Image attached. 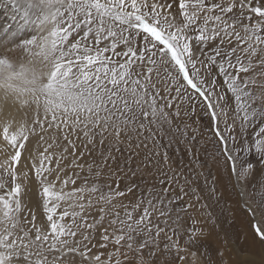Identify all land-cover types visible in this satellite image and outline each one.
Segmentation results:
<instances>
[{
  "label": "snow or ice",
  "instance_id": "snow-or-ice-1",
  "mask_svg": "<svg viewBox=\"0 0 264 264\" xmlns=\"http://www.w3.org/2000/svg\"><path fill=\"white\" fill-rule=\"evenodd\" d=\"M5 4L15 14L0 30V93L12 102L0 121V264H199L173 238L180 214L233 193L245 237L264 253V181L258 195L246 183L250 157L264 161V0ZM198 115L233 193L211 173L192 188L160 150L164 136L183 141L205 167L198 121L188 123ZM96 152L89 181L76 170ZM186 235L196 245L204 232Z\"/></svg>",
  "mask_w": 264,
  "mask_h": 264
},
{
  "label": "rangeland",
  "instance_id": "rangeland-1",
  "mask_svg": "<svg viewBox=\"0 0 264 264\" xmlns=\"http://www.w3.org/2000/svg\"><path fill=\"white\" fill-rule=\"evenodd\" d=\"M0 7V13L2 12ZM4 19V18H3ZM8 22L4 19V24H9L11 18H7ZM30 33V32H28ZM198 113L200 109L197 110ZM193 120H197L198 123L194 124V128H198L197 136L203 137L200 144L196 146L197 158L201 163L205 164L203 168H195L193 165L194 157L191 152L187 151L185 143L181 141L180 143L173 142L171 146L168 145L169 136H164L162 147L160 150H167L171 157V166L173 170L178 173H183L189 178V182L192 188H203L204 181L209 177L211 173V178L219 179V189L221 192L227 188V191L233 193V188L229 182L228 171L220 166L219 168L215 165V162L209 155L213 150L211 144V133L207 127V117H193L188 120V123H192ZM82 138V137H81ZM208 152H205L201 145L205 142ZM72 157L69 156L68 160ZM100 159L99 152L94 155L85 154L83 160L80 162L84 165V170L76 171L80 173V176L86 180L96 179L94 176H89L87 174V165L95 164ZM252 163L255 165L254 176L246 181L248 183V191L252 195H258L260 191V184L264 181V161H260L259 157H250ZM67 165V161L62 162ZM66 171L71 174L72 167L69 165ZM197 171L203 172V175H197ZM115 177L101 176L97 182L104 183L107 181L111 183ZM135 179L139 180V177ZM151 180V177L148 178ZM80 181H77L79 184ZM211 183V179H209ZM124 181H121V187H123ZM239 187V185H237ZM205 190V195H206ZM140 193L129 194L126 198L128 201L135 200L138 198ZM31 199L34 201L35 194L30 193ZM237 197L233 193L231 199L221 200L217 203L215 200L204 199L200 204L197 205L198 211H190L188 216L181 213V224L177 228L176 235L174 239H179L182 247H187L189 253H195L196 258L199 260V264H208L209 260L213 261V264H218L219 260L222 258L224 264H240L241 261H255L259 262L264 258V253H262L260 246L255 244L249 234L247 237L244 235V229L241 224L243 219V213L240 212L239 206L237 205ZM201 205H208L207 208H203ZM210 214V215H209ZM37 221L39 222V213H37ZM196 221V223H194ZM192 228L202 229L204 236L201 238L200 242L196 245H185L187 239L186 230H191ZM161 243H164L162 238ZM223 254L222 257L220 254ZM187 264H193V256L188 255Z\"/></svg>",
  "mask_w": 264,
  "mask_h": 264
},
{
  "label": "bare ground",
  "instance_id": "bare-ground-1",
  "mask_svg": "<svg viewBox=\"0 0 264 264\" xmlns=\"http://www.w3.org/2000/svg\"><path fill=\"white\" fill-rule=\"evenodd\" d=\"M0 5H5L4 7H1L2 8V12L5 14L3 16V14L1 15L0 13V30L3 29V27L7 24H4L3 21L4 19L8 22L7 18L10 17L12 15H14L15 13L13 12L12 8L11 7H7L6 4H5V0H0ZM4 18V19H3ZM32 33H28V31H26L24 33V36L25 37H30ZM4 37L0 36V40H2ZM12 107V102L11 100H8V101H5L4 99V96H3V93H0V121H3L4 120V114L7 113L9 111V109ZM12 115H15L16 113L15 112H12L11 113Z\"/></svg>",
  "mask_w": 264,
  "mask_h": 264
}]
</instances>
